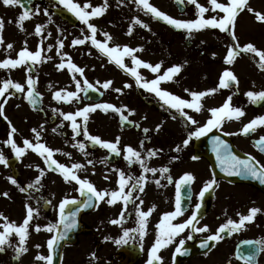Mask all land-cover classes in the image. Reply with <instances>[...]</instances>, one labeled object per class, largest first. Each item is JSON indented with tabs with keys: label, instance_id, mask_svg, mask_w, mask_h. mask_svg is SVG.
<instances>
[{
	"label": "flooded vegetation",
	"instance_id": "flooded-vegetation-1",
	"mask_svg": "<svg viewBox=\"0 0 264 264\" xmlns=\"http://www.w3.org/2000/svg\"><path fill=\"white\" fill-rule=\"evenodd\" d=\"M74 1L80 3L79 0ZM110 1L112 2L113 0ZM112 6L114 5L112 4ZM30 8L33 10V22H42L38 19L40 17L47 18L43 22L47 28H51L52 38L57 40L67 39L68 33H73L81 24L71 12L64 8L60 0H32ZM56 9L69 12L75 22L72 23L62 19L55 13ZM101 23H104V20H101ZM260 23L261 36L264 42V22L260 21ZM86 36H90L89 31H86ZM246 54L247 63L254 70L255 75H264V70L258 67L259 57L253 53ZM131 93L135 95L137 102L150 105L153 112L178 121L181 130L179 133L178 131L176 133L167 132L161 127L158 128V125H154L150 131L144 132L146 128L140 129V126L137 127L139 124L134 123L133 127L129 128V130H134L128 134L130 138H123L122 133H120L121 136L119 134L116 137V139L120 138L118 144L120 155L111 153L110 150L98 144H93L89 140L84 143L86 146L85 150L82 151L79 148H75L77 160L72 161L68 167H71L74 163L83 165L81 169L76 170L77 175L82 179L89 180L98 190L111 191L118 189L119 177L116 169L124 171L126 177L144 175L146 180L144 191L140 192L138 188L133 191V200L127 205L126 209L123 201L109 205L107 203L109 197H106L104 201L93 199V207H80L76 216V227L68 231L69 235H67L64 242H61L60 258L57 264H147L150 250L159 232L158 225L161 223L163 215L175 210L176 181L185 173H192L195 176V180L190 185V193L186 188L181 190L183 215L174 218L171 223L177 224L186 221L195 211V205L200 203L201 208L197 214V220L193 223L196 227L207 225L209 231L196 232L191 227L186 228L173 239L171 244L158 252V255L162 257V261H154L153 264H244V261L237 257L238 249L242 253L248 254V252L255 250L256 245H246L243 242L264 241V184L251 176L233 174L226 179L213 175L209 165L207 164L206 166L204 164V157L196 154L194 150L196 137H192L187 146L183 144V141L188 139L189 133L193 132L190 131L187 121L185 123L182 116L174 109V114L171 115L167 109L169 107L154 93L151 92L152 94H150L149 92L145 95L136 87ZM100 102H102L101 104L117 105L114 100L111 101L109 98L97 102L77 99L75 107L84 108ZM231 103L233 107H241L244 112L250 114L249 117L242 116L239 120L231 119L229 122L230 131L227 134L233 152L241 160L255 157L256 161L264 165V152L259 151L254 146V141L264 136V126L258 127L255 132L248 135L240 133L245 124L257 116L264 115V106L254 107L244 91L240 92L237 90ZM75 107L73 109H76ZM251 107L254 109L252 110ZM245 108L250 109L246 110ZM73 109L71 113L73 112L74 114L77 110L73 111ZM170 110L172 111V109ZM33 112L40 119H44L46 115L45 110L42 112L33 110ZM96 112L100 113L102 120L108 119L112 122L120 120L118 113L111 110L105 112L102 109L89 113V117ZM132 115L133 113L129 112L126 116L130 119ZM55 119L54 117V121ZM242 119H244L245 123L238 127L237 124H242ZM48 120H50V116ZM81 128L83 129V127ZM66 133V131H62L63 136ZM69 134L72 136V132ZM73 134L75 140L83 135L82 131L80 135ZM177 137H181L183 140H176ZM115 141L110 140L109 142ZM141 141H143V148H141ZM129 145L140 151L142 158L147 157L149 149L156 150L157 154L155 156L146 159L147 166L156 169L167 167L169 172L144 173L139 163L129 165V162L124 159L126 155L125 146ZM177 146H179V151L176 150ZM193 157H196V159H193ZM88 161H92V163L89 164ZM205 166L206 169L208 167L206 173ZM41 170L44 172L42 177L40 176ZM105 176L108 179H105ZM169 176L171 177V182L168 180ZM38 177H40V180L39 183H36ZM14 178L19 182V185L26 188V191H24L27 194L26 201L32 204L34 209L38 210L39 215L34 216L30 222L29 236L26 241L28 252L21 254L19 260L14 259L16 256L15 246L18 245L19 238L13 235L10 237L12 246H6L5 251L0 252V264H46V261H37L35 259L37 255L46 256L48 250L47 241L56 233V230L51 233L46 231V226L59 223V204L62 200L75 199L82 202L87 200V193L81 195L79 185L75 181H65L59 170L50 169L48 164L43 167L41 163H32L23 169L21 168L20 171H16ZM213 179L216 184L205 194L203 200H200L199 193L204 184ZM156 180L160 181L159 185L155 182ZM135 182L134 179L130 180L125 191L127 192ZM29 184H33L34 187L27 188ZM189 195L191 199H188ZM78 207L79 204L72 205L66 214L75 211ZM137 207L142 211L154 208L147 218L146 234L143 238L140 237L139 231H136L139 228ZM253 207L261 209V212L256 215L253 222L246 223L242 229L231 234H222L223 239L210 241V246L202 252H197L190 256L175 253V249L180 246L181 240L184 241L183 248L193 245L199 240H206L209 235L216 233L217 229L226 223L228 219L238 221V214H248L249 209ZM122 210L124 211L123 222L118 225L112 224L110 221L119 218ZM37 224L41 226L39 232L35 230ZM126 229L133 230L130 231L127 242L117 244L115 241L123 236ZM44 233L46 236H44ZM189 236L192 238L189 239ZM37 245L40 247H37ZM29 251L36 253L33 256L28 255ZM27 256L30 258L29 260L26 259ZM257 260L258 264H264V252L259 253Z\"/></svg>",
	"mask_w": 264,
	"mask_h": 264
},
{
	"label": "rangeland",
	"instance_id": "rangeland-1",
	"mask_svg": "<svg viewBox=\"0 0 264 264\" xmlns=\"http://www.w3.org/2000/svg\"><path fill=\"white\" fill-rule=\"evenodd\" d=\"M79 2L80 5L91 3L93 6H99L104 3V0H79ZM149 2L177 19L193 20L198 18V9L195 5L188 3L187 0H185L187 6L181 13L176 10L169 0H149ZM219 2L227 3V0H219ZM198 3L209 9L204 14L205 18L215 16L219 19L223 16V13L219 10H212L208 0H198ZM248 7L254 11L250 12L245 8L239 12L236 18L233 29L237 38L236 41L232 39V31L224 32L213 28L193 30L191 33L186 29H182L178 33L173 32L157 23L150 13L135 3V0L108 1L105 13L100 17L92 18L90 22L95 24L98 29L96 34L98 40L104 41L106 37L103 33L106 32L112 37L108 41L110 47L120 46L121 49L124 46L142 48L143 51L134 53L137 58L153 65L162 64L159 73H153L150 69L144 67L137 68L140 75L144 77L141 83L156 79L158 75H162L167 68L173 65H180L181 71L177 76L172 81L161 82L160 87L190 100L189 93L185 92L184 89L205 91L217 87L219 78L225 69L231 70L237 76L238 85L236 86L240 92L264 90V75H255L254 70L247 64L245 53L241 52L231 65L225 63L228 48L230 45L235 46V43H238L241 47L251 43L258 50H262V48L264 50L261 23L255 15L256 12L264 13V0H251L250 3L248 2ZM87 10L91 11V8ZM21 14L22 11L16 5L5 6L0 0V18L4 21L3 30L0 33L4 41L3 44H0V61L6 58H18L19 51L24 47L33 52L41 50L42 59L39 63L34 64L35 71L32 75L37 80L35 87L42 96L43 109L46 115L44 119L38 118V115L31 110L25 101L26 81L29 74L27 71L28 65H21L11 70L0 69V87H2L1 84L5 79H11L13 82L21 83L25 88L24 92H15L14 89H9L4 97H0V102L7 101L4 104V114L0 115V119H2L0 121V152L4 154L5 158L16 156L11 146L6 143L11 128L15 127L17 131L12 134V138L17 146L24 147L23 141L28 139L33 144L35 142L43 143L53 150H59L54 151L52 159L60 164L68 166L72 161L77 160L75 148H79L78 144L80 142L87 143L88 139L82 135L75 140L74 132L70 129L71 122L64 120L60 113H71L75 107V101L80 99V92L85 85V80L103 90L106 98L111 101L114 100L117 103L116 106L122 108L124 116L132 112L133 115L130 119L139 124L140 129L146 128L150 131L154 125H158L167 132H180L178 121L153 112L150 105L136 101L135 95L131 93L137 84L136 79L126 70L136 67L132 63L131 57H124L126 68H121L114 62H110L106 55L102 54L95 46H90L87 41L81 45H73V40L84 39L86 31H89L82 22L73 33H68L69 35L65 41L52 38L51 28H47L43 22L47 20L45 17L38 18L42 22L35 23L33 22L34 17L31 15L30 19L23 21V30H21L17 23ZM136 18L149 27L144 28L139 24H135L134 19ZM101 20L112 21L113 25H108L107 22L101 23ZM38 25L43 26V30L39 35L36 34ZM130 28L132 29L131 35L128 34ZM89 34L91 35L90 31ZM59 40L63 41L64 47L58 52ZM186 41H190L189 46L185 45ZM9 43L13 45L12 49L7 48ZM61 62L65 64L63 69L57 67ZM69 62L84 69L83 75L69 70L67 67ZM77 81H80L79 91L76 86ZM107 81L112 83L109 88L105 89L103 84ZM126 84L131 85V87H125ZM116 89H121V91L117 92ZM56 91H61L62 95L67 92H77V97L70 98V100H56L54 98ZM229 96L233 98L231 89H219L214 95L207 96L202 100L203 110L201 112L185 109L198 122L192 126L191 124L188 125L189 129L194 131L205 125L211 117L209 109L220 107ZM80 109L82 108L77 107L73 111ZM244 113L245 117L250 116L248 112ZM50 115H54L56 118L53 123L48 120ZM118 115L120 116V113ZM228 121L229 119H226L219 129L230 131ZM77 123L83 127V118H77ZM240 125L237 124L238 127ZM86 126L90 135L99 136L107 141H115L120 133H122L123 138L128 139L130 138L128 134L134 131L133 129L120 128L118 121L102 120L98 112L89 117ZM53 129H56V131H53ZM62 131L67 132L65 136L62 135ZM70 132H72V136H70ZM37 133L40 136L39 141L36 139ZM180 138L177 137L176 140H183ZM32 163H41L43 167L47 165L44 157L32 149H26L22 156L17 157L16 168L20 171L21 168L23 169ZM204 164L207 166L206 160H204ZM206 171H208V167L205 168V173ZM9 177L11 176L8 167L5 164H0V213L7 218L8 222H15L16 225H19L26 216V205L32 207V204L26 201L27 194L21 192L16 185H13L8 179ZM20 186L22 187V185ZM4 192L8 193L7 197L3 195ZM3 217H0V231H3L2 225L6 222ZM44 236H46L45 233ZM35 253L29 251L28 255L33 256ZM26 259L29 260L30 258L27 256Z\"/></svg>",
	"mask_w": 264,
	"mask_h": 264
},
{
	"label": "snow or ice",
	"instance_id": "snow-or-ice-1",
	"mask_svg": "<svg viewBox=\"0 0 264 264\" xmlns=\"http://www.w3.org/2000/svg\"><path fill=\"white\" fill-rule=\"evenodd\" d=\"M31 0H29V3ZM122 2V0H121ZM185 0H177V3L183 4ZM188 3L195 5V7L198 9V18L193 20H181L172 17L171 15L167 14L166 12L160 10L153 4L149 2V0H135V3L138 6H142L144 10H146L148 13H150L153 18L162 20L166 22L167 24L175 27L176 29H186L189 33H191L193 30H201L204 28L211 27L213 29H219L224 32L232 31V39L233 41H236L237 38L235 36V33L233 31L235 26L236 18L240 11L247 8L248 11L252 12L254 11L250 7H248V0H228L227 3L219 2V0H208L209 4L212 6V10H219V12L223 13V16L217 19L215 16L211 18H205V13L209 11V9L200 3H198V0H187ZM2 3L5 6H12V5H23V0H2ZM60 3L66 8L69 12H71L80 22H82L84 25L87 26V29L90 31L91 35L86 36L84 39H75L73 40V45H81L84 44L86 40L91 41L92 45L95 46L102 54L106 55L110 62H114L118 67L126 68V65L124 64V57L128 56L131 57L132 63L136 66L131 69H126L130 72V74L135 77L136 83L139 87H142L146 89L149 92L154 93L165 105H167L170 109H174L177 113L180 114V116L184 117L187 122H190L191 124H197L198 122L188 114V112L185 111V109H192L195 112H201L203 110V104L202 100L207 97L214 95L219 89H227L232 87L234 84L238 85V78L237 76L228 69H225L220 78L217 87L205 90V91H191L189 89H184L185 92L189 93L191 99H185L180 97L179 95H175L169 91L163 90L160 87L161 82L165 81H172L174 76L178 74L181 71L180 65H173L169 68H167L162 75H158L156 79H153L151 81H147L144 83H141L142 80H144V77L140 75V73L137 71V68L144 67L150 69L153 73H159L162 64L157 63L155 65L145 62L137 56L134 55L137 51H143L142 48H131L128 46H124L122 49L120 46H114L110 47L108 44V41L112 39V37L108 33H103V35L106 37L104 41L98 40L96 38L97 34V27L95 24L91 23L90 20L94 17H100L102 16L108 7V0H104V3L99 6H93L91 3H85L83 5H80L74 0H60ZM91 8V11H88L87 9ZM38 11V10H37ZM33 14V10L30 7H24V11L22 14L18 17V26L23 30V21L26 19H30L31 15ZM257 20L264 22V13L256 12L255 13ZM135 24H139L141 27L148 28L149 26L142 21H140L138 18L134 19ZM4 26V21L2 18H0V33H2ZM43 26L38 25L36 27V34L39 35L42 32ZM132 29H129L128 34L131 35ZM50 35V33H49ZM3 36L0 34V44H3ZM26 43V42H25ZM59 48L57 51L59 52L60 49L64 47L63 41H58ZM8 49H12L13 45L11 43L7 44ZM253 53L256 56L259 57V63L258 67L261 70H264V50H258L253 44L248 43L244 46H240L238 43H235V46H229L227 54L225 56V63L231 65L235 58L240 55V53ZM215 55V54H213ZM42 59L41 50H37L35 52L28 50L27 47H24L22 50L18 53V58L11 59L6 58L3 61H0V69H15L21 65H26L31 62L29 65L27 71V96L26 99L29 101L30 104L35 106L38 102L37 97L40 96L38 92L35 91V86L37 84V80L33 78L32 71L33 68L31 65H34L36 63H39ZM59 69H63L65 67V64L61 62L58 66ZM67 67L69 70H71L73 73H80L83 75L84 69L76 66L74 63L69 62L67 64ZM85 85L87 89H91L92 85L89 84L85 80ZM111 81H107L103 84V87L105 89L109 88L111 85ZM77 90H80V81L76 82ZM125 87H131V85H125ZM9 89H14L15 92H24L25 88L24 85H22L19 82H13L11 79H5L3 81L2 87H0V97H4L5 93H8ZM117 92H120L121 89H116ZM245 95L249 98V101L253 104L264 102V90L256 92V91H248L245 93ZM77 92H67L66 94L62 95L61 91H56L54 93V98L56 100H70V98H76ZM232 96L227 97L225 102L220 107H214L209 109V112L211 114V117L207 120L206 124L203 126L198 127L195 131L190 132L188 135V139H185L183 141V144L185 146L188 145L190 139L192 137L199 138L203 135H206L208 132H210L214 128H219L222 126V123L225 119H237L239 120L242 116L245 115L243 109L241 107H233L231 105ZM7 101L0 102V115L4 114V104ZM97 109H102L105 112L111 110L116 113H120V119L122 121H127V116L123 115V110L120 107H116L115 105L104 103V104H93L85 106L84 108L76 111L73 113H60L63 116V119L66 121L71 122V128L75 135H80L81 131L82 134L93 144H98L101 147L110 150L111 153H114L116 155H120V149L118 148L119 144V137L116 139L115 142H109L102 140L99 136L90 135L87 131V121L89 119V113L95 112ZM55 111V110H54ZM131 111V110H130ZM82 117L84 121L83 129L81 128V125L77 123V118ZM175 118V117H173ZM7 119V117H5ZM260 126H264V115L257 116L253 118L251 121H249L247 124H245L242 129L240 130L241 134L248 135L252 132H255L256 129ZM42 127V126H41ZM139 127V125H137ZM159 128V126H157ZM17 130L15 127L11 128V132L9 133V138L6 141L8 145L11 146L12 150L15 152L16 156L19 158L22 156L26 149H32L33 151L37 152L40 156L45 158L46 164H49V166L55 165V168L59 170V172L62 174L63 178L67 182L75 181L79 185V191L81 195H84L87 193V200L85 201H77L75 199L69 200L64 199L59 204V223L58 224H51L46 226V231L49 233L53 232L54 230L57 231V235L52 236L47 241V247L50 250V252L54 251L56 247L58 246V243L60 240H63L66 238L68 231H70L72 228L76 227V216L77 213L80 210V207L83 208H90L93 207V199L96 201H104L106 197H109L107 199V203L109 205H114L118 201H123V204L125 206V209L127 208V205L133 200V191H135L137 188L140 192L144 191V183L146 180V177L144 175H141L139 177H132L127 176L124 171L116 169L118 172V189L117 190H98L93 183H91L87 179H82L79 175H77V171L83 167L80 163H74L71 165V167L65 166L64 164L58 163L56 160L52 159L54 151L59 150H53L50 147H47L43 143H36L33 144L28 139H25L23 141L24 147L17 146L15 140L12 138V134L15 133ZM35 131V129H33ZM53 131H56V129H53ZM144 132H148V129H144ZM75 138V136H74ZM36 139L39 141L40 136L39 133L36 134ZM215 147L214 151L217 155V160L220 162L222 170L226 171L228 175H241V176H251L254 179H257L260 181V183L264 184V165H261L259 161H256L255 157H250L248 160H241L238 156H236L232 151L229 145L221 140L219 137H214ZM76 146V145H74ZM254 146L261 152H264V136H261L259 139L254 141ZM78 147L80 150H85V144L83 142H80L78 144ZM141 148H143V141H141ZM177 151H179V146H177ZM126 155L124 156V159L129 162V165L132 163H139L141 168L143 169L144 173H156L157 171H160L161 173H167L169 172V169L167 167H163L161 169L156 168H150L146 164V159L151 158L157 154L156 150L149 149L147 152V157L142 158L141 152L134 149L132 146H125L124 149ZM70 155V154H67ZM193 159H196V157H193ZM89 164L92 163V161H88ZM0 164H8L7 159L5 158L4 154L0 152ZM44 175L43 170L40 172V176L42 177ZM10 182L13 185H16L21 192L26 191L25 187H21L18 184V181L13 178H8ZM105 179H108L107 176H105ZM135 180L136 182L132 184L131 188L126 192L125 189L129 184L130 180ZM40 177L37 178L36 183H39ZM169 182H171V177H168ZM195 180V176L192 173H185L180 177L178 181H176V200H175V210L171 212H167L163 215L161 223L158 225L159 232L156 237L155 243L153 244L151 250L149 259L147 261V264H153L154 261H162V257L158 255V252L162 249L167 247L169 244L173 242V239L179 235L181 232H183L186 228H193L196 232H205L209 231V228L207 225H204L203 227H196L193 223L197 220V214L199 213V210L201 208V204L197 203L195 205V211H193L190 218H188L183 223H177L173 224L171 221L178 217L183 215V207H182V196H181V190L187 189V191L190 193V185ZM157 185H159L160 181H155ZM216 184V181L210 180L207 181L202 190L199 193V199L203 200L206 193H208L213 186ZM33 184H29L27 188H33ZM3 195L5 197L8 196L7 192H4ZM188 199H191V196H188ZM50 203V202H46ZM143 203V201H141ZM80 205L75 211L68 212L66 214L65 210L68 205ZM154 210V208H150L148 211H142L139 207H137L136 212L137 216L139 217V228L136 229V231H139L140 237L143 238V236L146 234V225H147V218L151 214V212ZM261 212V209L253 207L249 209L248 214H238L239 220L234 221L232 219H228L226 223L221 225L216 233L209 235L205 242L202 243L201 247H208V241H220L223 239L222 234H231L235 231H238L245 227L246 223H251L254 221L256 215ZM39 212L37 209H34L30 205H26V216L23 220V222L19 225H16L15 222H8L6 217H3V214L0 213V217H3V219L6 221L2 227L3 231H0V252L5 251L6 246H12L10 237L13 235L17 236L19 238L18 245L15 246V253L16 256L14 259L19 260V257L21 254L28 252V248L26 247V241L29 236V226L30 222L33 220L34 216H38ZM124 220V211L122 210L119 218L113 219L110 222L112 224H121ZM59 225H63V231H59ZM35 230L39 232L41 230L40 225L35 226ZM130 231L133 230H124L123 236L116 240L115 242L117 244H122L127 242V238L130 236ZM189 239L192 237L189 236ZM107 239V238H106ZM246 245H256V248L254 251L248 252V254L242 253L239 249L237 251V257L241 258L244 261V264H258L257 257L260 252H264V241H244L243 242ZM184 241H180V246H178L175 249L176 254H186L187 250L183 249ZM37 247H40L37 245ZM94 255V254H93ZM37 261H46V264H53V256L51 254L44 256V255H37L35 257Z\"/></svg>",
	"mask_w": 264,
	"mask_h": 264
},
{
	"label": "water",
	"instance_id": "water-1",
	"mask_svg": "<svg viewBox=\"0 0 264 264\" xmlns=\"http://www.w3.org/2000/svg\"><path fill=\"white\" fill-rule=\"evenodd\" d=\"M28 4H29V0H23V8L24 7H28ZM177 6H178V9L179 10H183V6L182 4H179L177 3ZM59 14L63 17V18H66V19H70L68 14H66L65 12L63 11H59ZM159 20V19H158ZM161 22H164L162 20H160ZM166 23V22H164ZM173 27V26H172ZM174 29H176L175 27H173ZM83 96L85 99H88V98H92L94 100L98 99L100 96H101V93L100 92H97L95 89L91 88V89H87L85 88L84 91H83ZM37 104L35 106H33L34 108H37L39 106V97H37ZM263 103H256V105L260 106L262 105ZM124 122V121H123ZM212 134H207V135H204V136H201V138L197 141V144H196V149H197V152H200L202 155H204L211 163L212 165V169L215 173L216 169H215V151L211 152V151H208L207 148H208V144H207V139L209 137V139L211 138H214V136ZM220 138V137H219ZM221 139V138H220ZM12 164V163H11ZM222 174L226 175L227 172L224 171V170H221L220 171ZM57 257V255H56Z\"/></svg>",
	"mask_w": 264,
	"mask_h": 264
}]
</instances>
